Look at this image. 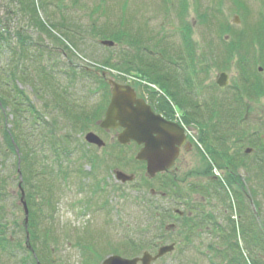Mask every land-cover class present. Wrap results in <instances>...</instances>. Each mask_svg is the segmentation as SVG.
Listing matches in <instances>:
<instances>
[{
    "label": "rangeland",
    "instance_id": "1",
    "mask_svg": "<svg viewBox=\"0 0 264 264\" xmlns=\"http://www.w3.org/2000/svg\"><path fill=\"white\" fill-rule=\"evenodd\" d=\"M35 1L41 6L38 12L41 20L56 26L54 38L32 27L23 17L13 18L9 23L13 31H25L34 40L23 68L27 65V70H34L30 72L35 74V85L19 83V87L35 105L42 123L48 125V133L54 134L38 144L39 162L36 160L28 177L23 175L22 179L26 200L29 195L36 198V246L43 257L40 264H102L114 255L130 259L144 251L156 253L161 246L173 242L177 243L176 251L155 264H238L242 259L248 264L252 257L243 240L239 250L242 254L230 251L225 243L221 247L218 244L221 249L215 252L213 236L201 231H194L192 237L183 239L185 232L183 236L181 229L167 235L160 230L162 220L153 218L154 209L161 213L168 209L166 214L171 217L175 209L187 210L189 203L195 208L196 218L199 208L211 214L219 207L221 211L225 209L224 201L204 200L200 191L189 186L207 187L215 171L211 167L205 171V162L183 152L177 172L184 182H177V190L180 187L177 192L184 193L187 201L177 204L175 191L168 186L160 187V181L172 178L171 175L150 181L145 167L135 161L138 150L133 145L121 147L115 133L107 134L96 125L104 117L110 89L93 73L109 69L113 71L110 78H116L119 71L104 64L107 59L113 65L121 63L123 51L131 46L125 39L131 41L138 37L146 40L149 47L161 43L172 51L190 47L195 60L187 77L196 84L200 76L203 83L199 92H205L206 106L210 107L212 100H225V109L229 112V115L225 111L221 116L217 114L213 123L209 122L210 127L216 128V137L210 134V142L216 143L220 154L225 149L229 155L246 156L248 171H251L248 181L242 179L240 186L227 185L229 196L238 208L239 188L245 185L246 189L257 191L264 207V178L258 176L259 165L255 168V161L263 156L260 148L264 144V0ZM235 16L240 18L239 24L233 22ZM101 30L109 38L119 33L118 46L104 47L100 41L105 39L95 36ZM151 40L153 43H149ZM200 67L203 73L198 75ZM87 68L93 71L84 73ZM221 72L230 77L226 90H219L215 84ZM122 78L148 81L136 72ZM46 81L50 82V88L45 87ZM40 88L43 90L39 91ZM53 92L62 94L64 101ZM64 109L73 110L79 120L64 115ZM14 124L9 123V128ZM195 127L201 129L200 125ZM88 132L97 134L106 147L98 149L89 145L85 141ZM198 145L202 152V145ZM247 148L254 152L245 155ZM16 162V156L7 158L0 154V170L5 181L1 203L5 237H0V264H35L26 247L25 214L20 205ZM21 170L23 174V166ZM115 170L134 174L135 182H117ZM217 172L227 177L224 169ZM38 182L43 184L42 191L35 188ZM152 189L165 196L152 197ZM44 197L45 202L49 200L46 205L40 203ZM170 217L162 221V227L171 222ZM258 225L256 234L262 237L263 230L259 222ZM136 246L139 249L133 250ZM252 253L255 257L258 255Z\"/></svg>",
    "mask_w": 264,
    "mask_h": 264
},
{
    "label": "trees",
    "instance_id": "2",
    "mask_svg": "<svg viewBox=\"0 0 264 264\" xmlns=\"http://www.w3.org/2000/svg\"><path fill=\"white\" fill-rule=\"evenodd\" d=\"M43 6V4H42ZM40 4L38 5L35 0H0V154H3L4 157L11 158V155L17 157V162L15 164L16 168H22L23 166V175L28 177V172L32 171V165L36 164V160H38V153L40 150L38 149V144L41 141H45L48 135L53 137L54 134L48 133L47 124L45 125L42 123L43 118L40 114H38L35 105L32 103L31 99H29L28 95L24 90L20 89L19 83H32L35 85V74L32 75V71L27 70V65L24 66V62L29 58L28 54L30 53L31 46L34 43V40L25 32L20 29L15 31L12 30L10 27V20L13 18L23 17L26 22L31 23L32 27H36L37 30H41L45 35L48 37L54 38L55 35L53 31L56 30V26L54 24L47 23L46 21H42L38 15L40 11ZM55 29V30H54ZM117 34H112L109 38L106 36V31L101 30L100 32H96L95 36L102 39H110L115 41L117 44L120 42V38ZM138 49V57L145 55L146 48L137 47ZM162 51V49H160ZM169 54L168 51H162V56H182V52ZM191 55V54H190ZM3 56V58H1ZM40 55L37 56L39 60ZM41 63V59L39 60ZM126 64H122L128 68V70L136 69L134 63L129 59L126 58ZM105 66H109L111 68L121 69L120 65L116 64L113 65L106 60ZM44 70L45 68L42 67ZM141 70L148 76L149 80L153 83L158 85L164 92H183V88L180 86L172 87V76L168 75L165 70L161 69V65L158 63H142ZM34 71V70H33ZM83 72H87L83 70ZM48 80L46 77L44 78ZM47 83L49 85H47ZM50 82L46 81L47 88H50ZM182 86V85H181ZM37 87V86H36ZM35 87V90L37 89ZM43 90L40 88L39 91ZM42 93V92H41ZM55 96L59 98L61 102H63V95L53 92ZM173 94V93H172ZM37 97H40L39 93L37 92ZM182 106V104H181ZM229 114V112L225 109L224 102L218 109L216 113V109L210 110L206 108L203 112L199 111V109H194L193 107L190 108L188 112V121L187 123L196 122L200 124L201 127V142L205 144V146H209V151L214 160L217 161L222 168L230 167L233 174L236 175V179L239 178V169L243 166L246 168L244 163V157H234L229 156L226 150L222 154L218 151L216 147V143L210 142L212 140L210 134L213 137H216V128L210 127V121H214V118L217 114L221 116L224 112ZM64 115H69L74 119L79 120V116H75L73 110L64 109ZM210 114L208 118L207 114ZM49 115V113H46ZM65 116V117H69ZM10 117H12L10 121ZM9 123L14 124L12 128H9ZM208 128V129H207ZM212 143V144H210ZM37 144V145H36ZM17 149L20 152L21 159L17 154ZM261 151L263 156L258 158L255 161V168H260V172L258 176L264 178V144H261ZM219 153V154H218ZM40 157V156H39ZM1 169V168H0ZM22 172V170H21ZM257 176V177H258ZM41 182H38L37 190L42 191ZM5 181L3 180L2 172L0 170V237H5V231L3 230L4 224V214L1 208L2 198L5 194L4 192ZM31 193V192H30ZM253 200L255 206H261L257 202V192H253ZM34 199V200H33ZM36 198L31 197L29 195L28 204L30 207V223H29V245L32 247L36 256L42 262L43 257L39 254V250L37 249V242H38V233L35 231L36 228V220L34 218V204H32V200L35 201ZM44 201V203H43ZM40 203L42 205H46L49 201L45 202L43 198L40 199ZM2 209V210H1ZM35 221V222H34ZM37 230V228H36ZM46 237L45 235H42ZM1 239V238H0ZM31 255V252H29ZM33 257V256H32ZM37 258V259H38ZM34 262L37 260L33 257ZM36 264V263H35ZM256 264V263H254Z\"/></svg>",
    "mask_w": 264,
    "mask_h": 264
},
{
    "label": "flooded vegetation",
    "instance_id": "3",
    "mask_svg": "<svg viewBox=\"0 0 264 264\" xmlns=\"http://www.w3.org/2000/svg\"><path fill=\"white\" fill-rule=\"evenodd\" d=\"M137 51L134 50L132 54L136 55L138 53ZM131 55H129V52H126V50L123 52V57H130V60L135 63L143 62L147 64L149 63L153 64V63H156L157 60L167 61V63L169 64L167 68H169L171 72L169 73V75H171L173 78V80L171 81L172 87L180 86V83H179L180 77L182 76V81H183L185 79V76L188 75V68H187V65H185L183 58L171 57V58H159L158 59V58H151L148 56L147 57H143V56L137 57V55L136 56H131ZM199 71L202 73L201 68H199ZM136 73H138V77H143L149 80V78L146 75L142 74L140 70H137ZM120 82L122 83L124 81L120 78ZM146 82L148 83V81ZM130 84L136 91V92H132L131 94L135 102L133 105L134 108H138L137 103L139 102V106L141 108H144V109L149 108L152 113L162 117L165 121L170 122V123H176L174 114L175 112H178L181 118L180 120L181 126L185 127L186 129L188 128V126L186 125V122H187L188 112L190 111V108L193 107L194 109H198L197 108L198 106L192 103L194 102L192 99L202 102V97L205 95V92H193L192 94H190V92H171V94L169 92L160 93V92H154L153 90L148 89L146 83L141 85V82H131ZM123 85H126V84H123ZM110 101H111V92H110ZM122 131L123 130L120 128L117 130L118 133ZM192 140H193L192 137H190L189 133H187V136L185 137V141L183 145L179 148V156L175 161L174 168L171 170H168L166 173H162L157 176H164V175L171 174L175 182H180V181L181 183L184 182V180L180 178L177 172L178 170L177 165H180V159H181V156L183 155V152L185 153V156L186 154H192V155L194 154L196 158L198 157V160L200 162L201 161L205 162V166H204L205 171H206V168L211 170L210 167L212 165L215 168L221 169V165H219L217 161L211 162V165H210L209 161L206 160L207 157L208 159L211 160V155H210V152H208V147L207 148L203 147L202 152H201L198 149L197 144H195V142H193ZM197 140H199V133H197ZM132 144L135 145L134 142L131 143V145ZM139 149H141V147H139ZM229 156L234 157L236 155L231 154ZM180 168L182 169V167ZM240 170L244 171L243 167H241ZM224 172L227 174L226 178H223L221 176L222 177L221 179L213 175L210 177L209 181H210L211 186L207 185V187L202 189L203 191L207 192L205 195L203 194L202 195H203L204 200L208 199L207 201H210L211 198L224 201L222 206H224L225 209L221 211L219 207L218 210H215V213L213 216H211L207 212H204V211L202 212V210L199 209L200 212L203 213V216L199 217L200 218L199 219L200 221L198 222L199 231H201L203 234H206L208 236H211V237L213 236L214 241H215V252H217L218 249H221L220 248L221 244L223 243V239L225 238L224 230L228 231L230 233L227 236V238H229L228 247L230 251L236 252L237 247H238V240H239L237 238L238 236H237L236 228L239 229L240 227H242L243 224H245V228H244L245 232L240 231V236L243 237L242 239L245 241L244 247H246L245 249L249 252L251 248L248 247L247 242H249V246L252 247L253 245L252 240H251V238L253 237V236L251 237L252 223L250 220H251V216L254 213V209H255L254 204H253V201L249 193L246 192L245 186L244 185L241 186L239 188V193H240L239 197L243 198L244 201L238 207V210L235 209L236 215L230 218V212L232 213V211H231V205H230V200H229L230 196L228 195V192H230V189H228L227 185H229L230 187L240 186L241 182L238 179H236V175L233 174L230 167H224ZM222 182L224 183L226 190L225 188L222 187L223 186L221 185ZM163 183H164V180L162 181V184ZM152 192H153L152 194L157 195L156 190H153ZM244 217H247V219L245 218V222H244ZM171 225L173 227H167L166 229L169 231L171 230V228L172 230L177 229L175 224H170V226ZM218 244H220V247L218 246ZM262 247L264 250V243Z\"/></svg>",
    "mask_w": 264,
    "mask_h": 264
},
{
    "label": "water",
    "instance_id": "4",
    "mask_svg": "<svg viewBox=\"0 0 264 264\" xmlns=\"http://www.w3.org/2000/svg\"><path fill=\"white\" fill-rule=\"evenodd\" d=\"M236 22H239L238 18H236ZM102 44L107 47L114 46V42L111 41H103ZM103 76L105 77L106 73ZM108 83L112 87V101L107 110L106 118L100 123V127L105 130L117 129L118 127L124 128V132L118 137L122 145L129 144L132 140L139 145L144 144L137 160L147 163V171L150 177L171 168L179 156V148L185 141V130L156 116L149 108H141L139 102L137 103L138 108H134L135 102L131 95L134 90L132 88L121 86L112 80ZM227 83L228 76L225 73L220 74L217 84L224 88ZM86 141L98 147L105 146V143L94 133H88ZM116 177L123 183L133 180L132 176L120 171L116 172ZM23 200L24 194L22 196ZM23 205L27 223V205L25 202H23ZM173 249L174 246L164 247L156 257L145 254L142 259L128 260L119 256H112L105 260L103 264H138L139 262L152 264V262Z\"/></svg>",
    "mask_w": 264,
    "mask_h": 264
}]
</instances>
